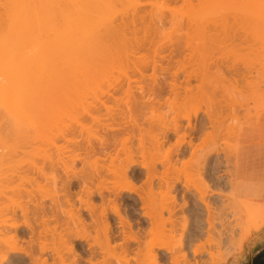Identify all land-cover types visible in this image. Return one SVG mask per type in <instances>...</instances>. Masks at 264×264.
<instances>
[{"label": "rangeland", "instance_id": "1", "mask_svg": "<svg viewBox=\"0 0 264 264\" xmlns=\"http://www.w3.org/2000/svg\"><path fill=\"white\" fill-rule=\"evenodd\" d=\"M92 2H93V0H92ZM94 2L97 3V5L100 8H102L103 10L95 5V8L93 10L94 16L92 15L93 18H92V16H90L88 18V20L91 19L90 22L93 21L95 23V24L93 23L94 24L93 30H89L90 36L93 35V36H91V39L87 38V36H86L87 35L86 33H88V35H89V32L83 33L85 28L88 29L89 27L90 28L93 27V26H89V24H88V28L85 27L82 30V27H81V29H79L82 31L84 36H86L85 38L83 35H82L83 37H79V36H81L80 35L81 33L80 34L77 33L78 35H75V37L78 36L79 42L82 41L81 43L76 42L75 45L77 48H75V49L70 48V47H67V49H66V47L65 48H63V47L58 48L57 45L59 43H60L59 45H61L62 42L57 40V36L60 35V32H61V35L64 33V32H62V30H63L62 28H64V23H62V20L59 19V18H61V17H59L60 13L58 12L59 13L58 14L56 12L58 14L57 16L55 15L56 16L55 20H57L56 21L57 23L55 22L56 24L54 23V25H52L53 21H51L47 25L51 24L52 27L55 26L54 27L55 29L54 28L53 29L56 32H58L59 34L56 33L53 29H52V32H48V30H47V32H48L47 33L44 30H46L48 26L47 27L43 26V29L44 28H46V29L42 30V27H39V26H42L43 23L42 24L39 23L40 25L38 26V28H40V29L37 28L39 32L36 33V31H37L36 28H34V30L31 29V31L33 30L35 32L33 33V31H32V33H30V37H29V38H33V36L34 37L36 36V38H34L35 41L37 39L36 44L34 42H32L33 39L30 41V39L27 38L26 42H28V39H29L30 43L28 42L29 45H27V43H26V45H25L26 49H24L23 44H22L23 41L21 43H19V46L22 44L21 48L23 47L22 49L21 48H19V49L24 50V54L22 53V56L23 55L24 56L21 57V59L23 58L22 62L26 58L25 59L26 62H24L25 64H23V68H21V70H20V72L23 70L22 74L19 72L18 73L19 75L17 74L15 76H13L14 74L12 73L13 75L10 74V77H9V75H8V77L7 76L0 77V171H1L0 176L2 175L0 177V219H1L0 220V222H1L0 223L1 224V226H0V237H1L0 238V241H1L0 242V256L2 257L3 255H7L10 253L9 257H12L13 256L12 252L24 253L30 249L33 252V250L35 249V246H37V244L35 246H33L34 249L29 248L27 243H25V244L20 243L17 245L12 244L11 242H9L7 240V238L10 237L11 234L8 235L6 238H5V236L7 234L5 236H1V232H2L1 228L3 226L2 225L3 223L7 222V224H9V223H12L16 220H17L16 222H18L19 224L22 225V223L25 222V218L22 215H24V213H26L27 211H28V213H32V210H31V212H29L30 211L29 209H32V206H34L33 204H35V206H36V202L40 203L41 200H43L41 203H44L49 208L50 207L53 208V206L57 207L58 210L60 208L59 213L60 214L62 213V215H65L67 213V209L69 208V205L74 210L77 207H80V204L78 203L79 202L78 194L83 191V189L81 191V189H80L81 186H79V185H81L80 178L84 175L83 173L88 174L87 171H89V172L92 171L91 170L92 168H90V167L92 165H94L93 163L95 162V160H93L95 158V155L94 156L91 155V153H93V152L90 153L88 151H91L89 149L97 148L99 146L97 144V139H96L97 137L101 138V136L103 135L102 138H105L107 136L105 134V131L108 130L106 125H108L109 121L111 122V125L114 121H116L115 119L119 120L118 118L122 119L125 122L126 120H129L128 117H130V116H132V114H134L132 117H138V118H140V117H153L152 119H154V120H156L158 117H163V118H161L162 122L164 121V119L166 121L167 117H169V118H167L166 122H168L173 117L171 119L170 123L171 124L173 123V125H175L174 121H175V123H177L176 122L177 115L180 116L181 108H183V107L186 108V106L188 104L189 106H187V107L189 109L188 110L182 109L183 111L186 110L187 112H184V114H182L183 113V111H182L181 116L187 115L186 113H190L188 115L193 116L194 112L191 110H194V111L197 110V118L196 117L195 118L190 117L193 120V124H194L195 119H196L195 126L197 127L196 128L197 130H195V132L192 133V136L195 137L196 140H195V138H193L192 140H193V142H195L197 144V146L195 143H193L192 146H190V145L188 146L187 143L191 138L189 137L190 138L189 139L188 137H186V142H185L186 145L184 144V149H186L185 147L187 146L186 151L187 150L188 151L185 154H183V155H185V157L181 154V152H180L181 155H178V154L174 153L177 150L175 142H177L176 140H178V139L173 135L172 137H170V139H169L170 141H168L170 143L167 142L165 144L166 146L164 145L165 147H163L164 149H161V151L158 153V154L161 153L162 157H165L163 155L165 152V148H167L166 151H168V148H169V150H170V148H172L171 151H173V153L171 151H170V153H169V151L167 152V154H173L172 157L175 160L172 159L174 161H171V162L174 163L177 160L176 158H178V160L176 162L179 161V163L180 162L181 163L180 164L178 163L177 165L173 164L176 169H175V171H173L174 170V168H173L172 171H173V173L178 171L177 172L178 175L176 176V173L170 174L169 177H172V175H175V178L179 177L183 183L188 182V181H189L188 182L189 185H190V183L191 184L193 183L192 187L190 185V187L192 189L189 188V189H186V191L184 188H182V185H180L183 183H180L178 191H176L177 193L174 192V194L176 193V195H177V196L174 195L176 197L177 202L180 204V206L182 205V208H181L179 206V204L177 203L178 206L181 208V210L179 208H177V209H179L178 213H180L181 217H182V215H184V216L187 215L188 220H189V218L191 219V221L190 220L188 221V223L189 222L190 223L188 224L187 230L184 233L185 238L184 237L183 238H184L185 242L188 240H189L188 241L189 243L190 242L193 243V241L196 242V243L194 242L195 244L194 243L193 244H191V243L187 244V246H186L187 251H189L190 250L189 248L191 246H192V250H193L195 246H198L201 243L203 244V242H204L203 237H205V238L208 237L207 235H205L207 228H209V227H207V224L205 222L207 220V217H206L207 212L205 211V208L203 209V207H202L203 205L201 204L200 200L198 201L199 198L196 197V196L200 197V195H199L200 193H198L199 191L198 190L196 191L193 187L195 184L196 185L198 184L199 187L201 186L202 183H201V179H200L201 177L200 176L204 175L203 180L205 179L204 181H206L207 184L211 181L210 185H209V186H211L210 189H211V191L216 192V193L213 192L214 194L211 196L208 194L209 197H208V195H206L207 200L206 199L205 200L206 201L209 200V202H211V204L214 203L212 205L213 209H216V207L218 206L217 211H220L223 207H225V208L227 207L226 208L227 210L230 209L228 212L223 211L224 212L223 214L225 215L224 216L225 222L228 220L229 223H231V227L233 228L232 233H234L233 234L234 237H232V235L231 236L229 235L230 233L228 232L229 229L227 228L228 227L227 224H225L222 227L218 224L219 222L216 221L217 223H215V227L217 229L216 228H215L216 230L212 229L215 231L214 232L211 231L210 234H212V232H213L214 236H215L218 233L216 231H218V229L221 227V229H219V232L224 231L225 236L223 235L222 238L223 237L224 238L220 240L221 236L217 235L219 237V240H220L219 241L220 245L218 243H215L216 245H214L212 243L210 244V241L212 239V238H210L211 237V235H210L208 237V238H210V241L208 240L210 245H208L205 242L206 243L205 249H207L208 247H211V248H208L209 251L207 249V251H208V252H206L207 254L203 253L201 256L197 255V256L192 257L193 256V254L191 252L192 250H190L189 253L192 255H189V258L190 257L194 258L193 260L191 258L190 259L192 261L196 260V261L200 262V264H203V263L204 264H209V263H211V264H236L239 259H242L243 257H245L247 255V253L249 252L251 247L255 246L264 234V205L263 204L255 203V202H251V201H244L243 205H245V207L241 210V214L238 215L235 213L237 215V217L233 218L234 213H232V211H234L236 209L235 204L237 205L235 200L236 199L240 200L237 196L235 197V200L233 198V194L235 193V183H234V181H235V168H236L235 159H236V154H237L238 138H239V135H240V132H241V129H242L244 122H246L248 119H251V118H259L260 115L262 113H264V111L261 112V114H259V115L257 113L254 114V112H256V111H253L252 107H250L251 109L249 108L248 110H245L247 112L249 111L248 113L245 112V113H247L245 115V113L241 112L243 110H241L240 112L242 114H240V115H244L245 117L240 116L238 113L236 115L237 117L234 118L235 121L237 119V121H236L237 124L235 123L233 118H232V120H233L232 121L230 117H228V120H227V119H225V117L221 116L223 120L225 119L224 123L220 122V124H219L216 122L217 125L222 126V124H223V126L225 125V127H226L229 125L230 122H232V123H230V125H229L230 127H227V129L225 127H224V129H223V127L220 128V126L219 127L217 126V128H216V126H215L214 128H216V130H215L216 131V137L210 136L211 139L208 138L209 139L208 142L210 143V145L214 144L213 143L214 141H217V143H218L220 138L222 141L221 136H223L224 133H229L230 131L234 132V134L232 136L229 135L230 139H228V140H232L231 138H233V140L231 142L229 141L230 144H227L226 142H224V143H226L224 145L225 148L222 146L223 142L221 143V141H220L219 143L221 145H219V146L221 147V149L224 148V151L221 150V153L218 154L219 156L216 154L214 156H211L212 157V158H210L211 160H208V163H207L203 160L204 157H202V156L205 154L204 153V151L206 152L205 148L207 149V147L209 146L208 145L209 143L207 142L208 144H207V147L204 148L203 154H202V152H199L201 154H198L199 149L200 150L203 149V148L201 149V146L199 144L202 145V141H203V145H206L204 143V138L206 136L203 133V136H204L203 137L201 134L202 132H198L200 135H198L196 133L198 130H200L199 129L200 126L197 123H200L201 126L204 125L203 127H206L207 130L206 129L204 130V128H203V132L205 131V133L208 132V134H209V132L211 130V126H209L210 121L208 120V117L206 116L207 113H210V115L211 114L213 115V117H209V118H212L211 120H214V122L216 121L215 119H213L214 116L216 119H220L219 115L221 113L220 114L218 113V115L216 114L219 111L218 107L224 105L223 103H221L222 102V98H221L222 94L218 93V92H221L218 90H222V88H220L221 87V84L219 83V82H221L220 80L219 81L216 80L217 78L215 77L216 79H214V81L215 80L218 81V83L217 82L216 83L219 86L214 82V84H215L214 88L208 87L209 84H208L207 80H206L207 83H205V86H201V84H203V83H200V80L196 79V83L193 80L191 83L192 87L190 86L191 89H193V91H192L193 94L191 93L192 94L191 96H192V98H196V99H194L195 101L192 100V103L190 101H188L189 99L190 100L192 99V98H188V96H190V94L188 96H186V95L184 96V94L183 95L181 94L182 96L179 98H177V97L173 98L174 96L173 97H171V96L166 97L165 99H167V98L169 99V101L167 99L168 104H166L167 101L163 102V100H162V104L163 103L164 104L163 105L161 104L160 108H157L160 105L159 106L157 105V107L155 106V108H157L158 110H156V109L151 110L150 109V111H147V112L145 111L146 113L145 112L144 113H140V112L137 113V111H139L140 109L138 107L135 110L134 106L137 105V104H135V102L140 100V97H141L140 90H142L143 88H144V90H146V89L153 87L154 86L153 82L155 80L157 83L165 84V83H163L165 81L167 83V81H169V79L172 77L173 73L176 71L184 72L186 70V72H188V71L192 72L194 70H197V71H194V73L196 72L199 75H201V74H204L205 71H207L208 73H209V71L213 73V70L211 71V68L214 66H215V68H214V72H215L216 66H220V67L221 66H227V65L232 66L235 64H240V62H243L244 60L242 59V56H241L243 53L240 51L239 46H238L239 40H240V31L238 30V27L241 26V23H247V22L252 23L253 21H249L248 19L245 20L242 17H240V15L238 14V11H237V0H97V1L95 0ZM1 4L2 3L0 2V5ZM64 6L65 7H63L61 5V7H63V9L65 10V11L63 10L64 12H66L68 7L70 8V9L68 8V11L72 10L71 9L72 6L71 7L68 6L67 8H66V6H67L66 4ZM1 7L2 6H0V16H2V14L4 12L1 9ZM58 8L62 9V8H60V4L55 10H57ZM107 8H108V11H107ZM100 10H101V12H100ZM109 10H111L110 13H108ZM57 11H59V10H57ZM63 11L60 10V12H63ZM104 11L106 14L104 13ZM52 13H54V12L52 11ZM52 16H54V15H52ZM58 19H59V21H58ZM190 21L195 22L194 26L196 29L192 25L193 23ZM60 22L63 24V26ZM207 22H210V23L217 22V23H220L221 25L228 26L231 30H229L227 32V36H226L225 31H223L224 33L222 31H217V32L221 33L222 35L216 36L213 41H209L206 38H205L206 39L205 40L203 37L206 36L207 33L205 34L204 30H202V28L204 26L202 25L203 26L202 27L201 24L207 23ZM0 24H1L0 26H2L4 24L5 26L4 25L3 26L6 28V30L8 29L6 27L7 25L5 23H0ZM45 24L46 23H44V25ZM97 24H98V26H97ZM189 24H190V26H189ZM37 25H36V27H37ZM57 25H59L58 29L56 27ZM33 26L35 27V25H33ZM192 26L194 29H192ZM198 26H201V29H198V28H200ZM4 27L3 28L0 27V29H1L0 30V33H1L0 37L5 30ZM113 27L115 29L116 28L118 29V30L116 29L117 32H114V30H112V29H114ZM222 29H223V27H222ZM159 30L162 33V35H161V33H159V35H158ZM196 30H198V31H196ZM91 31H93V32L91 33ZM5 32H8V31H5ZM53 32H55L56 34ZM214 32L215 31H213V33ZM93 33H95V34H93ZM3 34H5V33H3ZM6 34H8V33H6ZM6 34H5V36H6ZM31 34H33V36H31ZM155 34H156V36H154ZM186 35L188 36L187 38H186ZM191 35H193L194 38ZM2 37H4V36H2ZM2 37L0 38L1 40L3 39ZM6 37H8V36H6ZM6 37H4V38H6ZM60 37H62V36H60ZM81 38H84V39L87 38L89 40H86V41L84 40L85 41L84 42L83 39L81 40ZM207 38H208V35H207ZM59 39H61V38H59ZM129 39H138V41L136 42L134 40H129ZM203 39L205 40V42H203ZM22 40H24V39H22ZM54 40H55V43H54ZM78 40H76V41H78ZM193 40H194V42H193ZM187 41H189V43H191L193 46L189 43H186ZM2 42H4V41H2ZM2 42H1V44H2ZM31 42H32V44H31ZM57 42H58V44L56 45L57 46L56 47L55 44ZM74 42H75V40H74ZM50 43H52V45ZM187 44H189L188 47H187ZM194 44L197 45V47H195ZM47 45L50 47H48ZM191 46L193 48H191ZM44 47H46V48H44ZM53 47H55L57 49H54ZM73 47H75V46H73ZM191 51H192V56H191ZM19 52H20V50H19ZM19 52L17 54H19ZM21 52H23V51H21ZM244 55H243L244 57L248 58L246 53ZM263 55L264 54H262V57H261V55L259 56V58L261 57L260 60H263L262 62H264V56ZM16 57H18V56H16ZM184 57H185V59H184ZM256 58L257 57L254 58L255 60L252 57H250L248 59H252L253 61H251V62L255 63V62H258V61H256L257 60ZM241 59H242V61H241ZM17 60H18V58H17ZM19 60H18V62H21V60L20 61ZM246 60L247 59H245V61ZM28 62H29V64H28ZM246 62H249V61H246ZM259 62L261 63V61H259ZM155 63H158L161 66L163 65V67L159 68L158 71L154 72L156 74H154L153 70H152V66H153L152 64H155ZM26 64H28V65L26 66ZM262 65L264 66L263 63H262ZM19 66L21 67L22 63ZM143 66L144 67L147 66L148 68H144ZM26 67H29V68L26 69ZM164 67H165V69L167 67L168 70L161 72L162 68L164 69ZM207 69H210V70L208 71ZM221 70H222V68H221ZM166 71H168V74H164ZM24 72H26V73H24ZM216 72H215V76H216ZM11 75L13 77H11ZM16 76H18V77H16ZM182 76H181L180 81H183V79H184V76L183 77ZM168 77H170V78H168ZM213 77H211L212 80H213ZM163 80H165V81H163ZM212 80H211V82H212ZM198 81H199V83H198ZM156 82H154V83L156 84ZM129 83H131L130 91H128L130 88ZM197 83L199 85H197ZM194 84H196V85H194ZM183 85H184V87H187L186 84H183ZM207 87H208V89H207ZM216 87H219L220 89H216ZM203 88L207 89V90H204ZM209 88H212V89H209ZM199 89H201V90H199ZM202 89H203V91H202ZM211 90H214V91H211ZM215 90H217L218 92L217 91L215 92ZM230 90L233 91L231 88H230ZM230 90H229V92H230ZM205 91H207V92H205ZM194 92L196 93V95ZM198 92H200V94L203 92L200 97H198L199 96ZM213 92H215V93H213ZM235 93H236V91H235ZM197 94H198V96H197ZM231 94H232V92H231ZM233 94H234V92H233ZM194 95L196 97H194ZM165 96H168V95H165ZM234 97H236V96H234ZM134 98L136 100L135 102L133 101ZM170 98H173V100L175 102L171 101ZM180 98H182V100ZM187 98H188V100H187ZM176 99H177V101H176ZM183 100H185V101H184V103L181 104V102ZM186 100H187V104H186ZM178 104L181 106V108L178 107ZM183 104H184V106H182ZM128 107H131L130 110H128ZM131 109H132V111H131ZM177 109L178 110L180 109V111H177ZM198 109H200V110H198ZM175 110H176V112H175ZM189 110H190V112H188ZM128 111H131L132 114L128 115L129 114ZM152 111H153V113H150ZM125 112H126V114H125ZM134 112H136V113H134ZM148 112H149V114H148ZM220 112H221V108H220ZM248 114H252V115L248 116ZM181 116L178 120H181ZM109 117L112 118L113 122L111 121V119ZM113 117H115V118H113ZM124 117L126 118V120H124L125 119ZM174 118H175V120L172 122V120ZM144 119L145 118H141L138 120H141L142 122L144 121L143 124L145 125L147 123H145ZM138 120H137V123H139ZM182 120H181V122L178 121V123H180V124L182 123L184 126H186L185 123L187 124L188 120L187 121H186V119H182ZM206 120L209 121V123ZM221 120H218V122ZM104 121H106L108 123H106ZM141 121H140V123H142ZM156 121H158V120H156ZM116 122L118 123V121H116ZM119 122H121V121L119 120ZM126 122H125V124H126ZM117 123L113 124V125H115L117 127V129H119V130L125 129V126L127 125V124L122 125L124 128L122 126L120 128H118L119 126ZM170 123L168 122V126H170L169 125ZM216 123H215V125H216ZM226 124H228V125H226ZM239 124H240V126H239ZM147 125H145V127H148ZM231 125H233V126L238 125V126L232 129ZM101 126L106 127V129L103 127L102 128L103 131H102ZM185 128H187V126ZM214 128H213V131L211 130V133H210L211 135H213L212 132H215ZM228 128H230V129H228ZM219 129H220V131H219ZM221 129H223V130H221ZM234 129H235V131H234ZM223 131H224V133H223ZM226 131H228V132H226ZM184 132L186 133V131H184ZM232 132L230 134H232ZM235 132H236V134H235ZM109 133L110 132H108V135H109ZM187 133H189V132H187ZM218 133H223V134L221 135ZM120 134L122 137L123 136L126 137L125 135H123L121 133V131H120ZM181 134H182V131H181ZM194 134H196L198 136H195ZM218 135H220L219 139L217 138ZM225 136L228 137V135H226V134L224 135V137ZM177 137H179V136H177ZM227 137L223 138V139H227ZM187 138H188V141H187ZM213 138H215V139H213ZM136 140L137 139L135 138V142H137V144L135 143V146L138 147L137 146L138 140L137 141ZM197 140H198V142H197ZM210 141H213V142H210ZM174 143H175V145H174ZM194 144H195V147H197L196 149H198L197 152H194V150H193V148H195ZM172 145L175 146V148ZM135 146H134V148H136ZM191 147H193L192 151L194 153L189 151V149L191 150ZM112 149H115V148H112ZM118 149H120V146ZM136 149H138V148H136ZM150 150H151V148H150ZM139 152H141V151H139ZM60 153H63V154H61V156H60ZM68 153H69L71 158H69ZM189 153L193 154L194 156L197 153L196 156L198 158L200 157V159H198L196 157H195V159H193L194 156H192L190 158L191 154L189 156ZM39 154H40V156H39ZM140 155H141V153H140ZM155 155L157 156V154H155ZM165 155H166V153H165ZM176 155L178 157H176ZM137 156H135V157H137ZM181 156H183V157H181ZM59 157H60V159H59ZM66 157H67V160H66ZM155 157L153 159H151V156H150L149 157L150 161L148 160V162L154 163ZM157 157H159V155ZM157 157H156V159H158V162H159L160 157L159 158H157ZM53 158H55V159H53ZM63 158H65V159H63ZM137 158L139 159V157H137ZM145 158L144 157L140 158L139 162H140V160L142 161L144 159L145 160V161L143 160L144 163H147L148 155ZM68 159H69V161H68ZM190 159H193V160L190 161ZM196 160L197 161L202 160V162H204L203 165L205 164L204 167H203V165L201 166V164H202L201 161H200L201 164H199L196 162ZM41 161H43V162H41ZM65 161L68 163L69 167H66L67 164L65 163ZM136 161H138V160H136ZM107 162H109V161H107ZM176 162H175V164H176ZM195 162H196V164L192 165ZM44 163H46V164H44ZM69 163H71V164H69ZM90 163H92V165H90ZM182 163H183V166H182ZM140 164H141V162H140ZM207 164H208V166H207ZM70 165H73V167L72 166L70 167ZM159 165L160 164H157V167ZM167 166H166V168H167ZM163 167H165V166H163ZM202 167L204 170H202ZM83 168L86 170H83ZM161 168H162V166H159V168H158L159 173H160V170L163 173V168L162 169ZM164 170H165V168H164ZM219 170H221V171H219ZM231 170H232L231 173L228 172ZM233 170H234V172H233ZM41 171L42 172L44 171V172L41 173ZM199 171H201V173ZM214 171H216V172H214ZM223 171H224V174H223ZM66 172L68 174L67 176H66ZM2 173L4 174V176ZM210 173L212 174V176ZM215 173H216V175H214ZM228 174H230V175H228ZM213 175H214V177H213ZM58 176H60V177H58ZM28 177H29V179H28ZM37 177H39V181H37L38 180ZM109 177H107V178H109ZM20 178H23V180L22 179L20 180ZM24 178H26V179H24ZM50 178H52V180ZM175 178L173 176V180ZM229 178H230V181H229ZM4 179H6V180H4ZM46 179L48 182L46 181ZM67 179L72 180L73 181L72 184H74V185H72L73 187L71 186L72 188H70V192L72 193L71 196L66 195L67 192L65 194L64 191H66V190L63 188V185H64L63 182H66ZM142 179L145 181L144 178H142ZM1 180L4 182H2ZM29 180H30V182H26ZM143 180L141 181V183H140V181L139 182L137 181L138 183L136 182L137 183L136 185H138V184L140 185V184H142V182L144 183ZM218 180H219V182H218ZM34 181H37L38 185L40 184V186L44 187V189L40 188V186L34 185V183L36 184V182H34ZM40 181H41V183H40ZM6 182H8L9 185ZM79 182H80V184H79ZM157 182H159V181L155 180L156 184H157ZM27 183H30V184H27ZM226 183H227V185H226ZM231 183H233V184H231ZM88 184H90V183H88ZM156 184H155V187H156ZM203 185H204V183H203ZM3 186L5 187V189L3 188ZM89 186H90V188L92 187V185H88V187ZM139 187H141V186H139ZM60 188H61V190H60ZM180 188H182V189H180ZM230 188H231V190H230ZM63 189H64V191H63ZM190 189L191 190L194 189L198 194L194 190L190 191ZM200 189H202V187ZM4 190H5V192H4ZM202 190L204 191V189H202ZM73 191H75V192L73 193ZM183 192H185V193H183ZM192 192H193V194H192ZM194 192L196 193V195ZM220 192H222V193H220ZM71 193H69V194H71ZM83 193H84L83 195H85V191ZM188 193H189V195H187ZM183 195H184V198H183ZM80 196L81 195L79 194V197ZM131 196L136 197V194H132ZM189 196H191V198H189ZM222 196H223V198H222ZM67 197L70 199V201ZM181 197L183 198V200ZM195 197H196V199H195ZM66 198H67V200H66ZM84 198H85V196H84ZM186 198L189 199V200H187L188 206L186 207V205H184L185 206L184 207L183 202L185 201V203H186ZM228 199L229 200L232 199V202H231V200L229 202V204L231 205L230 208H229V204H228V206L227 205L225 206V204H227V202L229 201ZM62 200H63V202H62ZM68 201L70 202L69 204H67ZM71 202H72V204H71ZM233 202H234V204H233ZM95 203H98L97 200L95 201ZM99 203H100V200H99ZM99 203L97 205H99ZM223 203H225V204H223ZM56 205H58V206H56ZM74 205H76V206L74 207ZM233 206H235L234 210H232ZM62 207L64 208V210L66 212H63L64 210L61 209ZM225 208H223V209L226 210ZM25 209L26 210L28 209V210L26 212H24ZM60 211H62V212H60ZM68 211L71 212L70 208ZM183 212H184V214H182ZM236 212H237V210H236ZM10 214H15V215H10ZM192 214H193V216H192ZM166 215H167V213L165 214V217H166ZM7 216L9 219L7 218ZM178 216H179V214H178ZM194 216H195V218H194ZM230 216L234 220L231 219ZM4 217H5V219L7 218L8 221L2 220V219H4ZM29 217L31 220V217H33V216L30 215ZM13 218H16V220ZM235 218H236V220H235ZM35 220H36V217H35ZM228 221L226 223H228ZM248 221L250 223H248ZM16 222H14V223H16ZM31 223L33 224L34 221ZM180 223H181V225H178V227H180V228L178 230H177V228L175 229V231H174L175 235L173 233L174 236L177 235L174 238L175 240L173 241V239H172V241H171L172 243L170 241H169L170 243L167 242V243H169V245H167V243L165 244V242H164V244L166 246H168V247L173 246L174 247V245H175L174 248H176L178 241L181 238V236L179 237L178 235L182 234V233L180 234V233L176 232V231H178V232L182 231L180 229L182 228L183 222H180ZM236 224H237V226H236ZM52 225L53 224H51V226ZM54 225L57 226V223H55ZM51 226H49V227H51ZM195 227H197V228H195ZM238 227L243 228V231L241 229H238ZM51 228H53V231H58V230L61 231L60 234L62 233V229L65 230L64 227H60V226H57L56 229L54 228V226ZM166 228L168 229L169 227H166ZM201 228H202V230L204 229L203 232L201 231V239L199 236L198 239L196 238V240H193V239H195V236H193V235H195V233H197L196 230L199 232ZM59 231H58V233H59ZM78 231H79V229H75L73 232L76 233ZM48 232H50V234L52 233L51 230H49ZM158 232H161V231L158 230ZM215 232H216V234H215ZM50 234H48V235L50 236ZM53 234H54V232L52 233V235ZM62 234H65V233H62ZM52 235H51V237H52ZM61 235H60V237H61ZM191 235L193 236V238H191L192 237ZM54 236H53L54 240H52L53 237L52 238L50 237L49 239L46 237V239H48V240H45L43 237L41 240L44 239L46 242L48 241L46 244L48 247L47 249L54 247L57 250H63L61 248L64 247V245H63L64 241H62L58 237L59 234L58 235L55 234ZM150 236L148 235V239H146L147 237L145 239L150 241L149 238H151V240L153 238L155 239L158 236V234L156 233V235L153 234ZM163 236L165 237L166 235H163ZM163 236L161 235V237H163ZM228 236L232 237L233 241L230 242L229 240L231 238H229ZM3 239L5 241L7 240L8 245H5V241H3ZM213 239L215 241L216 240L218 241V239L216 237ZM213 239H212V241H213ZM41 240H40V242H41ZM223 240L229 241L230 243L224 242ZM165 241H166V239H165ZM167 241H168V239H167ZM188 245H190V247ZM217 245H219V248ZM38 246L36 248H38ZM206 246H207V248H206ZM40 247H41V245H40ZM40 247L38 248L39 252H40ZM222 247L224 248L223 251H222ZM51 249H53V248H51ZM177 249H178V246H177ZM34 251L36 252L37 249ZM211 251H213L212 252L213 255L211 254ZM35 252H33V253H35ZM39 252H36V254ZM178 252H180V251H178ZM209 252H210V254H209ZM216 254L217 255L222 254V256L218 257V256H216ZM176 255L178 256V253ZM211 255L214 256L213 259H211V257H212ZM179 256H180V254H179ZM207 256H208V258H210L209 259L210 261L208 260ZM199 257L201 258V260L202 259H204V260L200 261ZM66 262L71 263V264H73V263L77 264V262L74 261L73 258L67 259Z\"/></svg>", "mask_w": 264, "mask_h": 264}, {"label": "bare ground", "instance_id": "2", "mask_svg": "<svg viewBox=\"0 0 264 264\" xmlns=\"http://www.w3.org/2000/svg\"><path fill=\"white\" fill-rule=\"evenodd\" d=\"M94 1L95 0H93V2ZM0 2L2 3L0 5V6H2L1 9L4 11L2 16H0V23H5L7 25L6 27L8 28L6 30V28L4 27L5 26L4 24H3L4 26L3 25L0 26L1 28L4 27V29H5L4 32L2 31L3 33H5V34L8 33V34H6V36H8V37H6L5 34L2 33L1 37L4 36L6 38L2 37L3 39L2 40L0 39V77H4V76L8 77V75L10 77V74H12V73L14 74V75L13 74L12 75L15 76V75H17L20 72L21 68H23V64H25L24 62H26L25 61L26 58L22 62L23 58L21 59V57L24 56V55L22 56V53L24 54V50H21V49L23 47H24V49H26L25 48L26 47L25 46L26 43H27V45H29V43H30V41L32 39H33L32 42H34L35 44L37 42V39H36V41L34 40V38H36V36L34 37L33 34H31V36H33V38H29L30 37V33H32L34 28L37 29L38 26L40 24H42V23H43V25L39 26V27H42V30L46 29V28L43 29V26L44 27L48 26L47 29L44 30V31L47 32V30H48V32H52V29L55 26L52 27L51 24H49V25H47V24L50 23L51 21H53L52 25H54V23L57 21V20H55L56 19L55 17L59 13H60L59 17H61L59 19H61L62 23H64V28H62L64 31L61 29L62 32H64V33L61 35V32H60V35H58V36L56 35L57 36V40L62 42V43H61V45H59L60 43L58 44V42H57L55 44V46L58 44L57 45L58 48L59 47H61V48L62 47L65 48L66 47V49H67V47L74 48V49L77 48L75 44H76V42H79V40H78V36L75 37V35H78L77 33H79V34L81 33L80 34L81 36H79V37H83L84 36L83 33L89 32V30H93L95 23L93 21L90 22L91 19L88 20V18L93 15V10L95 8V5L98 6L97 3L94 2L95 3L94 4L92 2V0H79V1L78 0H0ZM64 3L67 5L66 8L68 6H70V7L72 6V8H71L72 10L68 11V8H69L68 7L66 12H64L65 11L63 9V7H65ZM59 4H60V8H62V9L58 8L57 10H59V11H57L55 9L59 6ZM61 5L63 7H61ZM100 9H102V8H100ZM60 10H62V11L64 10V11L60 12ZM52 11L54 13H52ZM107 11H108V8H107ZM110 11L111 10H109L108 13H110ZM237 11H238V14L240 15V17H242L243 19H245V20L248 19L249 21H253L252 23L246 21L247 23H241V26L238 27V30L240 31V40H239V45L238 46H239L240 51L243 53L241 56H242V59L244 61L240 62V64H235V65H232V66H228V65L227 66H221V67L220 66H216V69H215V72L217 71L216 72V76H215V72H214V68H215V66H214V67L211 68V71L213 70V73L209 71L210 69H207L209 71V73L207 71H205L204 74H201V75H199L196 72L194 73V71H197V70H194L192 72L188 71L189 73L186 72V70L184 72L176 71V72L173 73L172 77L170 76L171 78L168 77L170 79H169V81H167V83H166L165 80H163V81H165V82H163L165 84L157 83L156 80L154 81V82H156V84H155L152 81L154 86L151 87L152 86L151 85L150 86L151 88L148 87L149 89H146V90H144V88L143 89L141 88L142 89V90H140L141 97L139 96L140 100L137 101V102H135L136 101L135 98L133 100L135 102V104L138 105V106L135 105V104H134L135 106L133 105L135 110L138 107L140 109V110L138 109L139 111H137V113L138 112L144 113L145 111L146 112L150 111V109L151 110L152 109L158 110L157 108L161 107L162 100H163V102H166L168 98L167 99H165V98L169 97V96H171V97L174 96L173 98H175V97L179 98L183 94H184V96L185 95L188 96L190 94V96H188V98H192L191 95L193 94L192 93L193 89H191V87H192L191 83H192L193 80L196 83V79L200 80V83H203V84H201V86H205V83H207V81H208L209 86L208 85L207 86L208 87H213V88L215 86L214 82L218 83L219 80L221 81L219 83L221 84L220 88H222V90H218V91H221V92H218L217 90H215V92L217 91L218 93L222 94L221 95V98H222V102L221 103L224 104V105L218 107L219 111L216 113L217 115H218V113L219 114L221 113L219 115L220 119H216L215 116H214L213 119L216 120L214 122V120H211L212 118H209V117H213L212 114L210 115V113H207V115H206L208 117V120L210 121V123H209V121H207V120L206 121L210 124L209 126H211V130L212 131H213V128L215 126H216V128H217V126L218 127L220 126V125H217V123H219V124H220V122L224 123V120L225 119L228 120V117H230L231 120H232V118L234 120V118L237 117L236 115L238 113H239V115L242 114L241 112L245 113V112H247L245 110H248L250 107H252L253 111H256V112H254V114L257 113L259 115V114H261V112L264 111V66L262 65V63L264 64V62H262L263 60H260L261 57H262V54H264V0H237ZM56 12L57 13L59 12V13L57 14ZM100 12H101V10H100ZM104 13H105V11H104ZM52 15H54V16H52ZM93 16H92V18H93ZM59 19H58V21H59ZM190 22H192V21H190ZM44 23H46V24L44 25ZM192 23H193L192 25L194 26L195 22L193 21ZM88 24H89V26H93V27H91V28L89 27L88 28ZM33 25H35V27ZM36 25H37V27H36ZM58 26L59 25L56 26L57 29H58ZM62 26H63V24H62ZM97 26H98V24H97ZM189 26H190V24H189ZM193 26H192V29L195 28V26H194V28H193ZM201 26L204 28V29L202 28V30H204L205 34L207 33L206 36H204L203 38L204 39L206 38L209 41H213L216 36L222 35L221 33L217 32V31H222V32L225 31L226 32V36H227V32L229 30H231L228 26L221 25L220 23H217V22H213V23L207 22V23L201 24ZM201 26H198L200 28H198V27L197 28L201 29ZM81 27H82V30L85 27H87L88 29L85 28V30L82 33V31L79 30V29H81ZM222 27H223V29H222ZM31 29H33V30L31 31ZM38 29H40V28H38ZM38 29H37L36 33L39 32ZM116 29L114 28L112 30H114V32H117L118 29L117 30ZM5 31H8V32H5ZM196 31H198V30H196ZM213 31H215V32L213 33ZM34 32L35 31H33V33ZM55 32H53V33H55ZM92 32L93 31H91V33ZM56 33H58V32H56ZM159 33H161L160 30L158 31V35H159ZM86 34L85 35L89 39H91V36H93V35L90 36V32H89V35H88V33H86ZM93 34H95V33H93ZM161 35H162V33H161ZM207 35H208V38H207ZM60 36H62V37H60ZM86 36H84V38ZM154 36H156V34ZM191 36L193 37V35H191ZM187 37L188 36L186 35V38ZM27 38L30 39V41L28 39L29 43L26 42ZM59 38H61V39H59ZM84 38H81V40L82 39H83V41L84 40L85 41L89 40L87 38L86 39H84ZM22 39H24V40H22ZM204 39H203V42H205V40H206V39L205 40ZM74 40H75V42H74ZM76 40H78V41H76ZM129 40H134L136 42L138 41V39H129ZM2 41H4V42H2ZM22 41L23 42L25 41L24 42L25 44ZM1 42H2V44H1ZM21 42L23 44L22 48H21L22 44L19 46V43H21ZM32 42H31V44H32ZM81 42L82 41H80L79 43H81ZM193 42H194V40H193ZM52 43H50V44L52 45ZM54 43H55V40H54ZM186 43H189V41H187ZM189 44H191V43H189ZM189 44H187V47H188ZM73 46H75V47H73ZM192 46H191V48H193ZM46 47H44V48H46ZM48 47H50V46H48ZM195 47H197V45H195ZM19 48H21V49H19ZM53 48L57 49L55 47H53ZM19 50H20V52L21 51H23V52L20 53ZM17 51L19 52V54H17L18 53ZM245 53L248 56V58L252 57L254 59L255 57H257L256 61H258V62H255V63L251 62V61H253L252 59H248L247 57H244ZM260 55H261V57L259 58ZM16 56H18V57H16ZM191 56H192V51H191ZM17 58H18V60L20 59L21 62H18ZM184 59H185V57H184ZM242 59H241V61H242ZM245 59H247L246 61H249V62H246ZM259 61H261V63ZM21 63H22V66L20 67L19 65ZM28 64H29V62H28ZM28 64H26V66ZM152 65H153L152 66L153 73L158 71L159 68L163 67V65L161 66L158 63L152 64ZM27 68H29V67H26V69ZM144 68H148V67L145 66ZM221 68H222V70H221ZM165 70H168V68L167 67H166V69H165V67H164V69L162 68L161 72H163ZM22 71L20 72L21 74H22ZM166 72L164 74H168V71H166ZM24 73H26V72H24ZM154 74H156V73H154ZM12 75H11V77H13ZM182 75L184 76V79H183V81H180ZM210 76L211 77L214 76L213 80H212V78ZM16 77H18V76H16ZM214 79H216L218 81H216V80L214 81ZM211 80H212V82H211ZM198 83H199V81H198ZM198 83H197V85H199ZM183 84H186L187 87H184ZM130 85H131V83H129V87L130 88H129L128 91H130V89H131ZM194 85H196V84H194ZM208 87H207V89H208ZM220 88L216 87V89H220ZM230 88L233 91H231ZM203 89H202V91H203ZM207 89H204V90H207ZM209 89H212V88H209ZM199 90H201V89H199ZM229 90H230V92H229ZM211 91H214V90H211ZM235 91H236V93H235ZM200 92H198L199 96L197 94L198 97H200L201 94L203 93L202 92L200 94ZM205 92H207V91H205ZM215 92H213V93H215ZM231 92H232V94L234 92L233 95L236 96V97H234L231 94ZM165 95H168V96H165ZM195 95H196V93H195ZM195 95H194V97H196ZM173 98H170V100L174 101ZM182 98H180V99L182 100ZM188 98H187V100H188ZM194 99H196V98H192L191 100L189 99L188 101H190L192 103V100H194ZM187 100H186V104H187ZM168 101H169V99H168ZM168 101L166 102V104H168ZM176 101H177V99H176ZM184 101L185 100H183L181 102V104L184 103ZM157 105L158 106L160 105V106L157 107ZM155 106L157 108H155ZM182 106H184V104ZM187 106H189V105L187 104ZM187 106H186V108L185 107L181 108V106L178 104V107L181 108V113L183 111L182 109H187V110L189 109ZM130 108L131 107H128V110H130ZM220 108H221V112H220ZM190 110L188 112H190ZM198 110H200V109H198ZM241 110H243V111H241ZM131 111H132V109H131ZM131 111H128L129 112L128 115L132 114ZM177 111H180V109L179 110L177 109ZM191 111L194 112L193 116L188 115L190 113H186L187 115L181 116V113H180L181 120L182 119H186V121L188 120L187 124L185 123L187 128H185L186 126H184L182 123L181 124L178 123V121L181 122V120H178L180 118L179 115H177V119H176L177 123H175V121H174L175 118L172 120V122L174 121L175 125H173V123L172 124L170 123V121H171V119L173 117L168 121L170 123L169 124L170 126H168V122H166L167 118H169V117L166 118V121L164 119L165 122L163 121L164 122L163 123L162 119H161L163 117H158V118L156 117L157 118L156 120L159 121L158 122V121L152 119L153 117H140V118L132 117L134 114H132V116L128 117L129 120H126V118L124 117L125 118L124 120H126L128 122L127 123L125 121L127 125L120 118H118V119L121 122H119V120L115 119L116 121H118V123L116 121H114L115 122L114 123L112 118L109 117L111 119V121L113 122L112 125H111L110 121H109V123L104 121V122L108 123V125L105 124L107 126V129H108L107 131H105V134L107 136L105 138H102V136H103L102 135L101 138H99V137L96 138L97 139V144L99 146L97 148L89 149L91 151H88L90 153L93 152V153H91V155H93V156L95 155V158L94 159L92 158L93 160H95L94 163L92 162L94 165H92V163H90V165H92L93 167L89 166L90 168H92L91 169L92 171H90V172L87 171L88 174L83 173L84 175L80 178L81 185H79V186H81L80 187L81 191L83 189V191L81 193H79L81 195L80 197H79V194H78V198H79V202L78 203L80 204V207H77L74 210L69 205V208H70L71 212L68 211L69 210V208H68L67 209V213L65 215H62V213L61 214L59 213L60 208H59V210H58L57 207H54V206H53V208H51V207L49 208L44 203H41L43 201V200H41L40 203L36 202V206H35V204H33L34 206H32V209H29L30 210L29 212H31V210H32V213H28V211H27L28 209L27 210L25 209L24 212H26V211L27 212L26 213L23 212L24 215H22V216L25 218V222H23L22 225L19 224L18 222H16L17 221L16 218H13V219L16 220V221L13 220L16 223L12 222V223L7 224V222L6 223L2 222L3 226L1 228L2 229L1 230L2 231L1 232V236H5L7 234L5 236V238H6L8 235L11 234L10 237H8L9 239L7 238V240L9 242H11L12 244L17 245V244H20V243H23V244L27 243L28 247L32 248V249H34L33 246H35L36 244H37V246L39 245L38 248L40 247V245H41V247H40V252H39L38 248H36L37 246H35L34 250L37 249L36 252H39L37 254H36V252L34 250H33V252H35V253H33L32 250L30 249V250H28V251H26L24 253L12 252V255H13L12 257H9L10 253L7 254V255H3L2 257L0 256V264H6V263L7 264H55V263L56 264H71V263H67L66 262L67 259H70V258H73L74 261L77 262V264H150V263L151 264H200V262H198L196 260L192 261L194 258L190 257L192 259L191 260L189 258V255L193 254L192 257L197 256V255L201 256L203 253H206V252L209 251L208 248H211V247L207 248L208 245H210L211 243L214 244V245H216L215 243L219 244V241L224 238V237L222 238V236L224 235V231L219 232V229H221L220 226L223 227L225 224H227V226H228L227 228L229 229L228 232L230 234L228 232L227 233L230 236L232 235V237H234V235H233L234 233H232L233 232V228L231 227V223H229L228 220L227 221H228L229 224L226 223L227 221L225 222V219H224L225 215L223 214L225 211L228 212L230 210V209L227 210L226 209L227 207L225 208V207L222 206L227 201L221 205L226 210H224L222 208L221 210L219 209L220 211H217L218 210V208H217L218 206L217 207L215 206L216 209H213L212 205L214 203L211 204V202H209V200L206 201L207 200L206 199V197H207L206 195L209 194L211 196V195H213L216 192L211 191V189H210L211 186H209V185H210L211 181L207 184L206 181H204L205 179L203 180L204 175L203 176L201 175L200 176L201 177L200 178L201 179V183H202L201 186L199 187L198 184L197 185L195 184L193 187H194V189L196 191L197 190L199 191L198 193H200L199 194L200 197H198V196H196V197L199 198L198 201L200 200L201 204L203 205L202 206L203 209L205 208V211L207 212V216H206L207 220L205 222L207 224V227H209V228H207V231L205 232L206 233L205 235H207L208 237L211 235L210 238H212V239L216 237L218 239V241L217 240L215 241L213 239V241H214L213 242L212 239L210 241V238L206 237L207 238L206 239L205 237H203L204 238L203 244L201 243L198 246H195V247L193 246L194 247L193 250H192V246L190 247V245H188L190 247L189 249L192 250L191 251L192 254L189 253L190 252L189 249H188L189 251H187V247L186 246L189 243L188 242L189 240L186 241L187 243L185 242L184 233L186 232L187 226L190 223V222L188 223V221L189 220L191 221V219L189 218V220H188V217H187L186 214H185L186 216L182 215V217H181L180 213H178L179 212L178 210L179 209L181 210L182 205L180 206V204L176 200V197L174 196L177 193L176 191H178L179 184L183 183V182H182V180L179 177L175 178V175H172V177H169L170 174H175L176 173V176L178 175L177 174L178 171L173 173V171H175V169H176L174 165H177L179 163V161L176 162L178 160V158H176V157H178V156L176 155V157H175L177 159L175 161L176 162V164H175V162L174 163L171 162V161L175 160L172 157L173 154H167L168 151L170 153L172 148H170V150L168 148V151H166L167 148H165V152L163 154L165 157H162L161 153L160 154H158V153L161 151V149H164L163 147L166 146L165 144L168 141H170L169 139L173 135L178 139V140H176L177 142H175L177 150L176 151L174 150L175 151L174 153H176L178 155H181V154L183 155V154H185L188 151V150L186 151L187 146L185 147L186 149H184V144L186 142V137H188V138L190 137L191 138V139L189 138L190 139L189 141H188V138H187L188 146L189 145L192 146V144L195 143L192 140L193 138H195V137L192 136V133L195 132V130H197L196 129L197 127L195 126L196 119H195V122L193 124L192 118H195V117L197 118V110L196 111L191 110ZM175 112H176V110H175ZM184 112H187V111L184 110L182 114H184ZM134 113H136V112H134ZM150 113H153V111L150 112ZM247 113H245V115ZM125 114H126V112H125ZM148 114H149V112H148ZM252 114H248V116L252 115ZM221 116L225 117V119L223 120ZM240 116L245 117L244 115H240ZM190 117H192V118H190ZM113 118H115V117H113ZM141 118H145L144 119L145 123L148 124V125L147 124H145V125H147L148 127H145V125L143 124L144 121L142 122L141 120H138V119H141ZM137 120L139 121V123H137ZM218 120H221V121L218 122ZM140 121L142 123H140ZM236 121H237V119H236ZM236 121H235V123L237 124ZM116 123L119 126L118 128H120L122 125H126L125 129H123L124 128L123 126H122L123 130L117 129V127L115 125H113V124H116ZM215 123H216V125H215ZM230 123H232V122H230ZM230 123H229V125H230ZM197 124H199L200 127L199 126L198 127H199L200 130H198L196 133L198 135H200L198 132H202L201 133L202 136H203V133L206 136L204 138V143L206 145H203V141H202V145L199 144L201 146V149L202 148L203 149L202 150L199 149L198 154H201L199 152H202V154H203L204 148L207 147V144L209 143L208 142V140H209L208 138H210V136H215L216 137V131H215L216 128H214L215 132H212L213 135H211L210 134L211 130H210L209 134H208V132L205 133V131L203 132V128H204V130L205 129L207 130V128L203 127L204 125L201 126L200 123H197ZM226 125H228V124H226ZM229 125L225 127V125L223 126V124H222V126H220V128L223 127V129H224V127H225L227 129V127H230ZM231 126H232V129H233V128L237 127L238 125L237 126L231 125ZM239 126H240V124H239ZM103 127L101 126V129ZM104 128L106 129V127H104ZM223 129H221V130H223ZM228 129H230V128H228ZM183 130L186 131V133ZM102 131H103V129H102ZM120 131L126 137H124V136L122 137L121 134H120ZM181 131H182V134H181ZM219 131H220V129H219ZM234 131H235V129H234ZM108 132H110L109 135H108ZM187 132H189V133H187ZM226 132H228V131H226ZM231 132L232 131H230L229 133H224V131H223L224 134L223 133H218V134H221V135L223 134V136H221L222 137V141H221L220 135H218L217 138L218 139L220 138L219 142L220 141H221V143L223 142L222 146L224 148H225L224 145L226 143L230 144L229 141L231 142L233 140V138H231L232 140H228V139H230L229 135L232 136L234 134V132H232V134H230ZM225 134L228 135L229 138L227 136L224 137ZM235 134H236V132H235ZM194 135L198 136L196 134H194ZM177 136H179V137H177ZM226 137H227V139H223V138H226ZM135 138L138 140V145H137L138 147L135 146V143L137 144V142H135ZM213 139H215V138H213ZM195 140H196V138H195ZM197 142H198V140H197ZM210 142H213V141H210ZM224 142H226V143H224ZM168 143H170V142H168ZM175 143H174V145H175ZM213 143L214 144H211V145L209 143L208 144L209 146L207 147L208 150L205 148V150H206V152L204 151L205 154L203 156L201 155L202 157H204L203 160L205 162H207V163H208V160H211L210 159V158H212L211 156H214L215 154L216 155L220 154L221 150L224 151V148L221 149V147L219 146V145H221L220 143L218 144L217 141H214ZM195 144H194V147H195ZM119 146H120V149H118ZM134 146L136 148H138V149L134 148ZM196 146H197V144H196ZM173 147L175 148V146H173ZM112 148H115V149H112ZM150 148H151V150H150ZM192 148L193 147H191V150L189 149V151H191L192 153L197 152V150H198V149H196L197 147L193 148L194 152L192 151ZM139 151H141V152H139ZM171 152L173 153V151H171ZM180 152H181V154H180ZM140 153H141V155H140ZM165 153H166V155H165ZM61 154H63V153H60V156H61ZM155 154H157V156L159 155V157H160L159 162H158V159H156L157 156ZM190 154L191 153H189V156H190ZM147 155H148L147 163H144L145 160L143 159L144 161L140 160V162H141V164H140L139 159L143 158V157L145 158V157H147ZM196 155H197V153H196ZM196 155L194 156L193 154H191L190 158L192 156H194L193 159H195V157L198 158ZM39 156H40V154H39ZM68 156H69V158H71L69 153H68ZM135 156L139 157V159L137 157H135ZM150 156H151V159H153L156 156L154 163L148 162ZM183 156L185 157V155H183ZM183 156H181V157H183ZM159 157H157V158H159ZM53 159H55V158H53ZM59 159H60V157H59ZM63 159H65V158H63ZM135 159L138 160V161H136ZM172 159H174V160H172ZM193 159H190V161L193 160ZM198 159H200V157ZM66 160H67V157H66ZM43 161H41V162H43ZM68 161H69V159H68ZM107 161H109V162H107ZM200 161L202 162V160H200ZM200 161L196 160L197 163L201 164ZM196 162L194 164H192V165H195ZM65 163L68 165V163L66 161H65ZM203 163L204 162H202L201 166L203 165ZM44 164H46V163H44ZM69 164H71V163H69ZM157 164H160L159 166H162L163 173L161 172V170H160V173L158 172L159 166L157 167ZM67 165H66V167H69V165L68 166ZM204 165H203V167H204ZM71 166L73 167V165H70V167ZM163 166H165V167H163ZM166 166H167V168H166ZM182 166H183V163H182ZM207 166H208V164H207ZM203 167H202V170H204ZM164 168H165V170H164ZM173 168H174V170L172 171ZM83 170H86V169L83 168ZM219 171H221V170H219ZM43 172L41 171V173H43ZM67 172H66V176L68 175ZM199 172L201 173V171H199ZM214 172H216V171H214ZM228 172L231 173L232 170L228 171ZM233 172H234V170H233ZM0 173H1V171H0ZM223 174H224V171H223ZM214 175H216V173ZM214 175H213V177H214ZM228 175H230V174H228ZM3 176H4V174H3ZM60 176H58V177H60ZM173 176L175 178L174 180H173ZM211 176H212V174H211ZM107 177H109V178H107ZM37 178H38L37 181H39V177H37ZM142 178H144L145 181ZM230 178H229V181H230ZM21 179L23 180V178H20V180ZM24 179H26V178H24ZM28 179H29V177H28ZM50 179L52 180V178H50ZM4 180H6V179H4ZM142 180L144 181V183L142 182L143 185L142 184H140V185L138 184L141 187L136 185L139 181L141 183ZM155 180H158L159 182H157V184H156ZM37 181H34V182H36V184L34 183V185L40 186V184L38 185ZM46 181H47V179H46ZM235 181H234V183H235ZM2 182H4V181H2ZM26 182H30V180L26 181ZM72 182H73L72 180H70V179L68 180L67 179L66 182H63L64 185L62 184L63 188L66 190V191H64V189H63V191L65 192V194L67 192L66 195H70V196L72 195V193L70 192V188H72L73 187L72 185H74V184H72ZM80 182H79V184H80ZM188 182L180 184V185H182V188L185 189V191H186V189H189V188L192 187L193 183L192 184L190 183V185H191V187H190ZM218 182H219V180H218ZM6 183H8V182H6ZM40 183H41V181H40ZM88 183H90V184H88ZM203 183H204V185H203ZM27 184H30V183H27ZM87 184L88 185H92V187L91 188H90V186L88 187ZM155 184H156V187H155ZM231 184H233V183H231ZM8 185H9V183H8ZM226 185H227V183H226ZM201 187H202V189H204V191L202 189H200ZM3 188L5 189L4 186H3ZM40 188L44 189V187H41V186H40ZM182 188H180V189H182ZM191 189H190V191L194 190V189L193 190H191ZM60 190H61V188H60ZM230 190H231V188H230ZM84 191H85V195H83ZM4 192H5V190H4ZM74 192L75 191H73V193ZM174 192H176V193L174 194ZM69 193H71V194H69ZM183 193H185V192H183ZM196 193H195V195H196ZM220 193H222V192H220ZM132 194H136V197H132L131 196ZM192 194H193V192H192ZM187 195H189V193ZM209 195H208V197H209ZM84 196H85V198H84ZM191 196H189V198H191ZM196 197H195V199H196ZM235 197H236V195L234 193L233 194L234 200H235ZM67 198H66V200H67ZM183 198H184V195H183ZM183 198H182V200H183ZM222 198H223V196H222ZM96 200H97L98 203H99V200H100L101 204L99 203V205H97L98 203H95ZM187 200H189V199L186 198V203L184 201L183 202L184 203L183 206L184 205H186V207L188 206L187 205ZM230 200L232 202V199H230ZM230 200L227 202V204H225V206L226 205L228 206ZM69 201H70V199H69ZM69 201H68V203L67 202L66 203L69 204L70 203ZM235 201L237 203V205L235 204L236 207L235 206H233V208L231 207L232 210H234L236 208L234 211L231 210L232 213H234L233 218L237 217L236 214L240 215L241 214V210L245 207V205H243L244 201L238 200V199H236ZM62 202H63V200H62ZM177 203L179 204V206L181 208L178 206ZM71 204H72V202H71ZM233 204H234V202H233ZM58 205H56V206H58ZM75 206L76 205H74V207ZM230 206L231 205L229 204V208H230ZM177 208H179V209H177ZM61 209L64 210L63 207ZM236 210H237V212H236ZM60 212H62V211H60ZM63 212H66V211L64 210ZM166 213H167V215L165 217ZM178 214H179L180 217L178 216ZM182 214H184V212ZM10 215H15V214H10ZM30 215L33 216V217H31V220H30V217H29ZM192 216H193V214H192ZM35 217H36V220H35ZM7 218H8V216H7ZM7 218L5 219V217H4V219H2V220L6 221ZM194 218H195V216H194ZM233 218L231 217V219H233ZM32 220L34 221L33 224L31 223V222H33ZM235 220H236V218H235ZM216 221L219 222L218 224L220 226L219 225L218 226L220 228L218 229V231H216V232H218L217 234L215 232L216 235L214 236L213 232L217 229L215 227V223H217ZM180 222H183L182 223L183 224L182 228L180 229L182 231L181 232L176 231L177 233H180V234L182 233L181 235H178L179 237L181 236L180 240L179 241L177 240L178 244H179V245L177 244L178 249H177V246H176V248H174L175 245H174V247L173 246L172 247L166 246L165 244L167 242H169V241L171 242L172 239H173V241L175 240L174 238L177 235L174 236L175 235L174 231H175L176 228H177V230L180 228V227H178V225H181ZM55 223H57V226L64 227L65 230L62 229V233H65V234L61 233L62 234L61 235L60 234L61 231H59V230H58L59 233H58V231H53V228H51V227L54 226L55 229L57 228V226L54 225ZM248 223H250V222L248 221ZM51 224H53V225L51 226ZM0 226H1V224H0ZM49 226H51V227H49ZM236 226H237V224H236ZM166 227H169V228L167 229ZM195 228H197V227H195ZM75 229H79V231L76 232V233L73 232ZM212 229H215V230H212ZM238 229H241L243 231V228H241V227L240 228L238 227ZM49 230H51L52 233L54 232V234L53 235H52V233L50 234V232H48ZM158 230L161 231V232H158ZM203 230H202V228L200 229L199 232L196 230L197 233H195V235H193V236H195V239H193V240H196V238L198 239L199 236H200V239H201V231L203 232ZM211 231H213L212 234H210ZM155 232L158 234V236L160 238L157 236L155 239L153 238L152 240H151V238H149L150 241L146 240V239H148V235L149 236L153 235V234L156 235ZM173 233H174V235H173ZM48 234H50V236ZM55 234H57V235L59 234L58 237L62 241H64V243H63L64 247L61 248L63 250H57L54 247H51L53 249H51L50 247H49L50 249H47L48 247H47L46 244H47L48 241L46 242L45 240H48L51 237V235L53 237ZM60 235H61V237H60ZM161 235L162 236L166 235L165 236L166 238L164 236L161 237ZM217 235L221 236L220 240H219V237ZM193 236L191 238H193ZM43 237H44L45 240L44 239L41 240ZM46 237L48 239H46ZM54 237L52 238V240H54ZM232 237H229V238H231L229 240L230 242L233 241ZM164 238L166 239V241H165ZM4 239H3V241H5ZM167 239H168V241H167ZM7 240L5 241V245H8ZM40 240H41V242H40ZM208 240L210 241V244H209ZM229 241H224V242H229ZM164 242H165V244H164ZM194 242L195 241H193V243ZM205 242L208 244L206 246L208 251H207V249H205V245H206ZM169 243H167V245H169ZM190 243L193 244L192 242H190ZM219 245H217L218 248H219ZM223 249L224 248L222 247V251H223ZM177 250L180 251L181 253L178 252ZM212 252L213 251H211V254H212ZM177 253H178V256L176 255ZM179 254H180V256H179ZM209 254H210V252H209ZM217 254H216V256H218V257L222 256V254L221 255L219 254L220 256L217 255ZM207 258H208V256H207ZM213 258H214V256L211 257V259H213ZM209 259L210 258H208V260ZM199 260L202 261L204 259L201 260V258L199 257ZM73 264H75V263H73ZM209 264H211V263H209Z\"/></svg>", "mask_w": 264, "mask_h": 264}, {"label": "crops", "instance_id": "3", "mask_svg": "<svg viewBox=\"0 0 264 264\" xmlns=\"http://www.w3.org/2000/svg\"><path fill=\"white\" fill-rule=\"evenodd\" d=\"M235 165V195L264 205V113L244 122Z\"/></svg>", "mask_w": 264, "mask_h": 264}, {"label": "water", "instance_id": "4", "mask_svg": "<svg viewBox=\"0 0 264 264\" xmlns=\"http://www.w3.org/2000/svg\"><path fill=\"white\" fill-rule=\"evenodd\" d=\"M236 264H264V234L255 246H252L245 257Z\"/></svg>", "mask_w": 264, "mask_h": 264}]
</instances>
